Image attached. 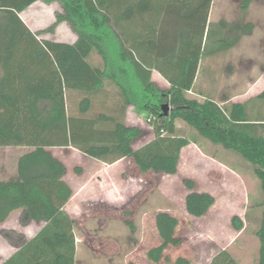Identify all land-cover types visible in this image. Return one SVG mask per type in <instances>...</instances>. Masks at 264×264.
Here are the masks:
<instances>
[{
    "label": "trees",
    "instance_id": "obj_1",
    "mask_svg": "<svg viewBox=\"0 0 264 264\" xmlns=\"http://www.w3.org/2000/svg\"><path fill=\"white\" fill-rule=\"evenodd\" d=\"M39 1L58 3L62 13H57L46 29L33 32L20 14ZM134 1L0 0V148L28 149L17 159L16 178L0 182V224L15 211L20 212L21 227L31 222L42 224L30 238L16 231L2 232L13 253L0 264H76L75 221L64 210L72 190L64 181L65 165L51 149H74L105 164L132 158L142 172L173 175L180 149L188 144L176 134L178 119L202 138L255 167L263 195L256 264H264V119L258 118L257 110L264 91L242 103L227 101L221 105L208 97L202 101L187 97L186 93L194 90L199 54L184 65L181 81L170 79L168 89L156 88L150 81L151 68L145 69L149 64L139 55L131 34L121 28L123 21L131 23ZM148 1L140 0L139 5L148 9ZM210 1H203L205 20ZM252 1L240 0L239 8L247 10ZM62 22L77 36L73 44L41 38L54 34ZM219 25L228 26L223 22ZM212 27L206 32V53ZM253 29V25L239 29L237 37L220 49H232ZM237 32L225 29L222 35L225 40ZM94 53L101 58L103 68L91 64ZM106 82L124 101L121 109L108 110L124 113V106L134 105L152 128L150 141L134 148L143 136L140 127L127 125L118 112L115 115L99 108V113H93V101L101 96ZM75 95L78 100L73 102ZM166 103L172 110L162 116L161 105ZM184 184L188 190L194 189L192 181L185 180ZM212 202L204 193L190 192L185 198L188 213L195 217L204 215ZM175 225L166 214L156 217V229L164 243L147 253L150 261L158 262L162 250L178 242L172 239ZM209 264L239 263L222 250Z\"/></svg>",
    "mask_w": 264,
    "mask_h": 264
},
{
    "label": "rangeland",
    "instance_id": "obj_2",
    "mask_svg": "<svg viewBox=\"0 0 264 264\" xmlns=\"http://www.w3.org/2000/svg\"><path fill=\"white\" fill-rule=\"evenodd\" d=\"M216 3L221 11L230 12L235 7L234 0H215ZM57 13H62L58 3L39 1L20 17L31 31L37 32L49 27ZM247 20L254 26L252 33L228 53L220 65V97L224 94L230 103L245 102L264 91L263 0H253ZM121 28H125L126 34L132 30L129 23ZM71 31L63 23L57 26L54 34H44L41 38L71 42L75 37ZM90 62L101 66V58L96 53L91 56ZM250 81L253 83L252 89L248 88ZM102 89L106 94L114 95V100L108 105L111 109L117 108L116 88L104 85ZM187 97L202 101L195 96ZM100 99L101 96L95 97L93 101L94 114L100 112ZM77 100L75 95L73 101ZM217 103L221 105V102ZM257 110L258 118L264 119V100L259 101ZM108 111L115 112V115L116 112L120 113L121 119L143 130V136L134 143V148L152 139V128L145 116L139 117L132 109L124 113ZM175 125L176 134L188 140V145L182 149L178 159L176 173L170 175L152 170L139 172L131 158L133 163L127 166L124 174L113 172L109 176L113 182H117L123 197V202L117 205L94 197L97 193L104 199L108 188L114 187L102 186V177L106 178V174H95L103 163L86 160L71 149L50 150L63 160L69 181L73 182L75 175L80 173H83L80 176L83 183L91 181L85 201L68 206V211L75 218L76 264H209L211 258L222 250H226L239 264L257 263L260 243L256 232L261 223L263 195L254 172L255 167L237 154L202 138L182 120H176ZM25 151L27 149L0 148V181L6 177L2 172L11 173L16 158ZM129 161L119 164L120 169ZM185 180L194 183L193 190L185 187ZM190 192L212 197V205L204 215L195 217L188 213L185 198ZM17 213L14 212L6 223L0 225V229L3 227L0 232V260L13 253V248L2 238L1 233L21 231L16 222ZM159 214H166L176 221L172 239L178 242L168 244L162 250L160 260L154 263L147 258V253L164 243L156 229V217ZM36 230L34 224L24 229L28 235Z\"/></svg>",
    "mask_w": 264,
    "mask_h": 264
},
{
    "label": "crops",
    "instance_id": "obj_3",
    "mask_svg": "<svg viewBox=\"0 0 264 264\" xmlns=\"http://www.w3.org/2000/svg\"><path fill=\"white\" fill-rule=\"evenodd\" d=\"M139 1L140 0H136L132 3V19L131 23L128 22L132 29L130 31V34L133 43H135V46L137 47L139 55L143 58V60H146V62L149 64L146 65L147 67H143H146L145 69L151 68L150 81L156 86V88L160 90H165L170 87L171 80L174 81L177 79L181 81L180 73L184 70V65L190 63L191 56L194 57L195 55L199 54L195 78L193 81L194 90H192V92H187L186 96H195L196 98L198 97L201 100L208 97L209 99L215 102H221V104L223 102H229L230 99L224 94L222 95V97H220V89H222V86L220 85L222 67L220 65L221 62L224 60V57L233 49H235L241 43V41L244 40L247 36H249L252 32L249 35L242 36L232 49L223 51L220 49V47L224 43L229 44L230 41L237 37V34H239V29L245 27L246 25H252L251 21L247 20V14L249 13L251 5L247 10H241L239 8L240 0H234V9L232 11L229 10L230 12H226L224 10L221 11V8L219 9L218 4H215V0H211L208 9L207 19L205 20V12L203 8L204 0H164V3H159L156 0H149L148 9H145V7H141V5H139ZM220 22L226 23L229 27L219 25ZM63 23L67 24L66 22ZM63 23L59 25H62ZM128 23L123 21L122 26ZM210 25H213L212 28L214 32L212 37L209 39V47L207 48L206 53V32ZM225 29H236L238 32L236 33V35H234V33L231 35H227L226 39L224 40L225 37L222 35V30ZM72 36L75 37L71 42H57L73 44L76 41L77 36L75 34ZM101 67L103 68L102 61ZM104 85L109 87V84L107 82ZM136 85V89H139L138 83ZM248 85L249 89L253 88L252 81H250ZM101 93V108H112L109 107L108 104L110 101L114 100V95L108 93L106 94L103 89ZM216 98L220 100H217ZM116 100L117 109H121L123 107L124 102L122 97L117 96ZM124 107L125 111L129 109L135 110L138 113L139 117L145 116V114L142 113L134 105H126ZM124 122L129 126H136L134 124H131L128 120H124ZM187 145L188 144H186L180 149L179 157L182 149ZM191 145H193L196 150L199 151V148L195 144L192 143ZM17 148L26 150V148L23 147ZM67 150H70V148ZM71 150L81 154L84 158H86V160L100 162L85 156L77 150ZM193 154L195 155V153ZM21 155L16 158L15 168L12 170L11 173H7L6 171L2 172L3 174H6V177L0 182H10L16 178V163L17 159ZM55 157L63 163L62 159L57 156ZM127 160L130 161L127 163L126 166L124 165V167L120 169L119 164L125 163ZM131 163H133L131 161V158H124L112 164L103 163V166L98 168L95 174H106V178L102 177V186L105 184V186L113 185L114 187L113 189L108 188V190L106 191V197H104V199L100 194L97 193L94 197L99 198L100 200H105L108 204H121L123 202V197L119 192L120 189L117 185V182H113L109 176L113 172V174H115V172L120 175L122 173L124 174L125 169ZM135 168L138 169V171L140 172L139 168ZM82 175L83 173L75 175L73 182L68 180L67 172L64 176V181L72 190V197L65 205L64 210L74 221L75 218L68 211V206L76 204L77 202L79 204L85 201L87 197V195H85L86 190H88V185L91 182L90 181L89 183H83V180L80 178V176ZM120 175L118 176L121 177ZM98 178L99 177H97V179ZM108 178L110 179L109 182ZM15 212H18V217L20 212ZM6 221L4 223H6ZM16 222L18 224V218ZM32 224L37 227V230L32 235H28V233H26L24 229L30 227ZM41 226V223L31 222L25 227L20 226L21 231L16 232H19L24 236H27V238H30L41 228ZM2 229H0V232ZM6 258L0 260V263L3 262Z\"/></svg>",
    "mask_w": 264,
    "mask_h": 264
},
{
    "label": "water",
    "instance_id": "obj_4",
    "mask_svg": "<svg viewBox=\"0 0 264 264\" xmlns=\"http://www.w3.org/2000/svg\"><path fill=\"white\" fill-rule=\"evenodd\" d=\"M172 110V108L169 106V104H162L161 105V115L167 116L169 112Z\"/></svg>",
    "mask_w": 264,
    "mask_h": 264
}]
</instances>
